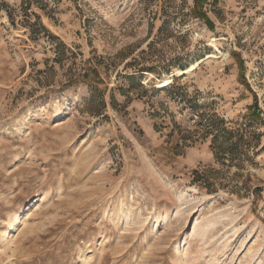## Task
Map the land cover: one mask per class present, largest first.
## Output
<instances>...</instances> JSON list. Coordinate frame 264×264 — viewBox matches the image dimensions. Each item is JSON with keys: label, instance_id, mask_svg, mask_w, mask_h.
<instances>
[{"label": "rangeland", "instance_id": "1", "mask_svg": "<svg viewBox=\"0 0 264 264\" xmlns=\"http://www.w3.org/2000/svg\"><path fill=\"white\" fill-rule=\"evenodd\" d=\"M0 229V264H257L264 0H0Z\"/></svg>", "mask_w": 264, "mask_h": 264}, {"label": "bare ground", "instance_id": "2", "mask_svg": "<svg viewBox=\"0 0 264 264\" xmlns=\"http://www.w3.org/2000/svg\"><path fill=\"white\" fill-rule=\"evenodd\" d=\"M61 111H58V112H56L55 114H54V116H56V118L55 119H58L61 115V113H60ZM88 156H90V155H88ZM186 190L183 188V189H181L179 192H178V195H179V197L180 198H183V201L181 202V204H183V203H189V202H191V201H195V202H198V199H195V198H190V199H187V198H185L184 197V195H185V192ZM32 205V204H31ZM188 206V205H187ZM187 206H185V207H187ZM185 207H182V208H185ZM182 208H179V210H181ZM220 214V213H219ZM216 214H210V215H207V216H205V218H203L204 219V221L201 223V222H198V221H196L195 223H194V225H193V232H195V233H197V234H200L201 235V237L202 238H208V239H211V238H213L214 237V234H216V233H214V231H212V228L211 227H213V225L215 224V222H216V220H214V218L216 217L215 216ZM221 215V214H220ZM19 218V216L16 218V219H18ZM151 219H152V221H151V223H155V222H158V220H159V218H158V216H156V215H153V216H151L150 217ZM211 228V229H210ZM14 232H13V234H12V236H11V240H12V238H14V237H16V235H17V232H18V230H17V228H15L14 230H13ZM2 232H4V230H1L0 229V233H2ZM3 240V239H2ZM6 241H9V240H6ZM11 242V241H10ZM214 248L216 249V250H223V249H225V248H227V246H228V242H227V240H226V238H222V239H220V242H219V240L218 239H216V240H214ZM85 249H80L77 253H76V255H77V258H76V260H80L83 256H84V254H85ZM75 260V261H76ZM257 264H264V252H263V258L262 259H259V261H258V263Z\"/></svg>", "mask_w": 264, "mask_h": 264}]
</instances>
